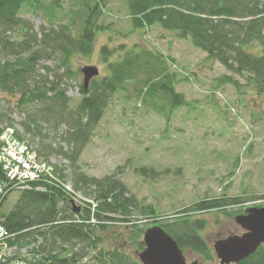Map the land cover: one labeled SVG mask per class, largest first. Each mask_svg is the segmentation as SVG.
I'll use <instances>...</instances> for the list:
<instances>
[{
    "label": "rangeland",
    "instance_id": "374dc122",
    "mask_svg": "<svg viewBox=\"0 0 264 264\" xmlns=\"http://www.w3.org/2000/svg\"><path fill=\"white\" fill-rule=\"evenodd\" d=\"M52 1L42 0L40 11L22 9L21 17L31 22L34 32L49 33L63 26L76 32L82 25L87 2L91 6L99 2L102 10L101 30L96 34L91 54L73 53L66 68H61L57 57L40 61L37 66L40 81L42 74H49L51 80L55 74L63 77L62 88L70 98L72 110L82 99L80 70L87 65L98 67L100 81L110 76V64L133 49L162 55L164 67L176 77L175 90L188 102L173 110L163 97L151 99L141 83L146 74L137 75L135 81H129L114 94L78 162L79 171L89 177L114 176L136 199L138 207L130 222L114 224L143 230L155 225L163 227L177 217L176 213L202 199L241 197V205L226 210L235 213L233 216L223 211L192 215L207 221L201 235L211 244L219 238L240 234L235 216L264 205V95L258 94L249 74L230 73L220 63L208 59L190 38L179 39L173 31L160 26L134 29L125 0H59L56 8ZM225 77H230L231 82ZM42 109V105H26L20 101V95L9 96L0 88V112L10 115L20 136L27 138L38 152L48 148V161L65 173L62 182L80 198L95 201L93 190L75 189V168L55 153L61 147L68 151L64 141L66 125L56 128L54 123L42 124ZM30 115L41 122L43 136L25 134L23 123L28 122ZM142 168L158 174L143 175L139 171ZM17 196V192L9 195L2 207L3 215L13 209ZM147 207L155 209L153 215L144 214ZM115 217L122 219L120 215ZM184 254L188 264L196 260L201 264H219L204 262L189 250ZM21 257L29 256L25 251Z\"/></svg>",
    "mask_w": 264,
    "mask_h": 264
},
{
    "label": "trees",
    "instance_id": "16d2710c",
    "mask_svg": "<svg viewBox=\"0 0 264 264\" xmlns=\"http://www.w3.org/2000/svg\"><path fill=\"white\" fill-rule=\"evenodd\" d=\"M58 1L53 0L52 7L59 6ZM125 1L134 29L160 26L175 32L179 39L190 38L208 59L220 63L230 73L249 74L258 94L264 95V0ZM24 7L40 11L42 0H0L1 91L12 97L20 95V101L26 105H42V124L54 123L56 128L66 125L64 141L68 151L61 147L55 153L64 156L75 168V189L93 190L97 206H75L63 187L42 180L16 190L17 201L5 216L2 207L12 190L2 204L1 216L8 231L16 235L10 241L11 246L18 248L15 257L21 256L20 250L27 249L29 257L24 258L27 264H141L137 255L144 249L141 238L145 229L119 228L114 224L130 222L138 207L136 199L129 196L127 187L114 176L89 177L79 171L78 162L114 94L129 81H135L137 75H147L141 83L151 99L163 97L173 110L188 102L175 90L176 77L164 67L162 55L133 49L109 65L110 76L100 81L93 79L87 91L80 85L82 99L72 110L70 98L62 88L63 77L55 74L51 80L49 74H42L40 81L37 66L40 61L57 57L61 68H66L73 53L91 54L96 34L101 30L100 3L94 6L86 3L82 25L76 32L63 26L49 33L42 30L40 34L34 32L30 21L21 17ZM225 80L231 82L230 77ZM12 121L8 113L0 112V136L3 127L12 125ZM40 121L30 115L28 122L23 123L25 134L43 136ZM37 153L48 162V148ZM55 170L65 178L62 168L55 166ZM139 171L143 175L158 174L147 168ZM243 201L241 197L205 198L176 213L177 217L163 227L183 252L189 250L204 262L215 263L212 246L201 235L207 221L194 219L192 215L223 211L233 216L235 213L226 210ZM154 210L147 207L144 214L153 215ZM238 264H264V247Z\"/></svg>",
    "mask_w": 264,
    "mask_h": 264
},
{
    "label": "water",
    "instance_id": "95a60500",
    "mask_svg": "<svg viewBox=\"0 0 264 264\" xmlns=\"http://www.w3.org/2000/svg\"><path fill=\"white\" fill-rule=\"evenodd\" d=\"M85 91L91 81L100 75L96 66L81 69ZM74 205V203L72 202ZM234 222L240 234H231L217 239L212 249L219 264H238L264 247V205L252 207L235 216ZM144 249L138 253L141 264H188L177 241L162 226H152L144 232ZM190 264H201L199 260Z\"/></svg>",
    "mask_w": 264,
    "mask_h": 264
},
{
    "label": "built area",
    "instance_id": "2783aa9c",
    "mask_svg": "<svg viewBox=\"0 0 264 264\" xmlns=\"http://www.w3.org/2000/svg\"><path fill=\"white\" fill-rule=\"evenodd\" d=\"M17 134L16 126H8L0 136V264H27L25 260L14 257L16 246H10V241L16 235L10 233L2 223L1 206L12 190L27 188L33 182L45 180L50 184L64 186L74 194L79 204L85 202V199L62 183L53 163L42 162L28 140L20 139ZM87 202L96 206L93 201Z\"/></svg>",
    "mask_w": 264,
    "mask_h": 264
}]
</instances>
